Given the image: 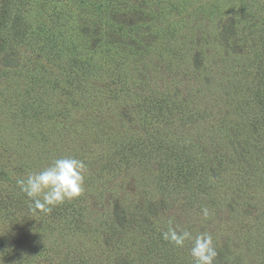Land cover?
Returning a JSON list of instances; mask_svg holds the SVG:
<instances>
[{
    "label": "rangeland",
    "instance_id": "obj_1",
    "mask_svg": "<svg viewBox=\"0 0 264 264\" xmlns=\"http://www.w3.org/2000/svg\"><path fill=\"white\" fill-rule=\"evenodd\" d=\"M27 3L33 49L0 55V264H193L169 226L264 264V0ZM67 156L82 195L33 214L16 180Z\"/></svg>",
    "mask_w": 264,
    "mask_h": 264
},
{
    "label": "clouds",
    "instance_id": "obj_2",
    "mask_svg": "<svg viewBox=\"0 0 264 264\" xmlns=\"http://www.w3.org/2000/svg\"><path fill=\"white\" fill-rule=\"evenodd\" d=\"M84 161L73 156L56 159L51 166L30 173L26 179H17L20 191L29 200V210L33 213H50L54 207L82 195L86 171ZM204 219L210 217L208 208H202ZM171 224V221L169 222ZM162 238L176 247H183L186 241L192 242L190 256L193 264H215L217 251L213 246L212 235L201 232L193 236L189 230L169 226Z\"/></svg>",
    "mask_w": 264,
    "mask_h": 264
},
{
    "label": "trees",
    "instance_id": "obj_3",
    "mask_svg": "<svg viewBox=\"0 0 264 264\" xmlns=\"http://www.w3.org/2000/svg\"><path fill=\"white\" fill-rule=\"evenodd\" d=\"M94 1H95L94 5L98 6V8L100 9L99 10L100 13H102L103 7H105V5L107 6V9H108L107 13L109 11L112 12L114 6L120 5L118 4V0H94ZM23 4L28 5L27 0H26V3H25V0H0V55H2L7 50H10L12 43H14V46L17 45L20 48L24 47L28 51L33 49L32 48L33 40L31 41V39L28 38V33L29 34L31 33L29 32L31 26L28 23L26 22L23 23L21 21L20 13H21ZM160 13L161 15L164 14L162 12ZM58 15H60V13H58ZM161 17L162 16H160L159 18ZM38 31L46 32L45 30H42L41 27H39ZM41 35H42V38H44V34L41 33ZM37 36L40 37L39 32H36L35 39ZM57 44H55L53 48H55ZM34 60H35L34 57L30 58V62L34 63ZM76 62L72 63V65L75 64ZM40 78L41 77L37 75L34 77V79L35 80L37 79V81L39 82H40L39 80ZM41 82L43 83V79L41 80ZM51 84L57 85V82H52ZM81 95L86 96L88 94L86 90H83ZM92 96L97 97V95H95L94 93H92Z\"/></svg>",
    "mask_w": 264,
    "mask_h": 264
}]
</instances>
